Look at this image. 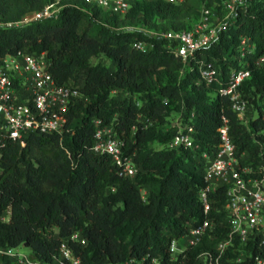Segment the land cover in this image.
<instances>
[{
  "label": "trees",
  "instance_id": "16d2710c",
  "mask_svg": "<svg viewBox=\"0 0 264 264\" xmlns=\"http://www.w3.org/2000/svg\"><path fill=\"white\" fill-rule=\"evenodd\" d=\"M226 1L137 0L119 17L84 0H0L1 24L19 22L57 3L53 17L1 26L0 55L44 53L54 83L86 99L69 111L61 136L27 134L23 146L12 141L0 146V216L7 212L0 221V251L23 246L34 261L49 263L60 242L78 232L84 245L69 246L79 264H151L152 259L168 264L169 242L204 217L213 232L188 251V260L225 239L224 189L209 194L207 216L197 200L205 164L199 156L214 149L223 115L237 153L254 160L250 132L262 130L264 120L249 122L246 130L226 100L197 82L195 70L180 74L181 62L163 43H153L147 52L134 50V43L148 37L123 29L185 32L202 7L221 18ZM218 36L201 57L222 70L232 64L239 39L253 45L246 57L250 78L241 90L255 106V96L264 92V65H254L264 56V0H244ZM98 56L113 62V70L90 62ZM174 115L192 125L197 150L164 147L175 134L174 128L167 129ZM93 120L112 126L122 153L137 169L132 178L118 177L107 156L89 152ZM241 250L244 261L239 264H255L253 257L264 261V248L242 247L233 240L222 262L233 264ZM0 264L15 263L0 255Z\"/></svg>",
  "mask_w": 264,
  "mask_h": 264
},
{
  "label": "built area",
  "instance_id": "2783aa9c",
  "mask_svg": "<svg viewBox=\"0 0 264 264\" xmlns=\"http://www.w3.org/2000/svg\"><path fill=\"white\" fill-rule=\"evenodd\" d=\"M84 1L104 13L122 17L137 0ZM161 1L179 4L184 0ZM243 2L244 0L224 2L221 18H216L213 10L202 7L197 21L185 32H153L129 27L123 30L140 32L148 37L149 41L133 44V49L140 52L150 50L153 43H163L165 51L181 62L183 69L180 74L184 70H195L197 82L211 87L213 96L226 100L229 111L249 131V122L264 120V92L255 96L253 106L248 103L241 90L242 84L250 78L246 57L253 52V45L247 38L239 39L235 55L230 57L232 64L226 65L224 70L201 57L218 42V35L232 24L237 8ZM51 6L19 22L0 23V27H14L32 20L53 17L57 8L50 10ZM263 62L264 56L258 58L254 65L258 67ZM48 66L44 53L32 55L16 52L0 55V146L5 141L18 142L23 146V138L27 134L61 136L66 128L69 111L78 101H86L76 90L56 85L48 72ZM191 118L192 114L188 121ZM227 123L226 117L220 115L219 126L215 130L217 143L214 149L211 154L200 153L199 158L205 164L201 175L203 185L196 195L202 214L207 216L210 211L209 194L219 187L224 189L225 201L222 208L225 212L223 221L228 228L226 237L215 244L211 251H200L193 259L188 260V251L201 241L202 236H210L213 232V224L204 217L197 226L188 228L183 236L169 242L168 264H229L222 262V255L232 246L233 240L242 247L264 248V128L256 133L250 132L256 149L253 160L250 154L237 153L228 134ZM92 124L94 130L89 152L107 156L118 177L132 178L137 169L131 157L122 153L123 143L116 138L112 126L101 125L99 120H93ZM168 128H174L175 134L164 146L166 149H198L193 140L194 130L191 124H182L177 117ZM6 216L7 212L0 216V221H5ZM84 243L80 233L71 234L60 242L58 255L49 263L34 261L29 254L17 253L16 248L0 251V255L6 256L15 264H79L69 244L83 246ZM240 252L233 264L244 261V250ZM253 261L255 264H264L258 257H253ZM151 264L160 263L159 260L152 259Z\"/></svg>",
  "mask_w": 264,
  "mask_h": 264
},
{
  "label": "rangeland",
  "instance_id": "374dc122",
  "mask_svg": "<svg viewBox=\"0 0 264 264\" xmlns=\"http://www.w3.org/2000/svg\"><path fill=\"white\" fill-rule=\"evenodd\" d=\"M56 6H57V3H55V4H53L52 6H51V8H50V10H56ZM90 62L91 63H100V64H102V65H104L109 71H112L113 70V67H114V63L113 62H111V61H109V60H107L105 57H103V56H98V57H96V58H92L91 60H90ZM262 65H264V62H263V64ZM177 118V116H170L169 118H168V125L170 124V123H172V122H174V120ZM16 251H17V253H19V254H21V255H28L29 253H28V250L25 248V247H23V246H19L17 249H16Z\"/></svg>",
  "mask_w": 264,
  "mask_h": 264
}]
</instances>
